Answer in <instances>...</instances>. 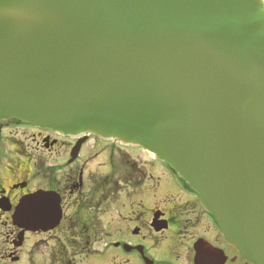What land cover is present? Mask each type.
Listing matches in <instances>:
<instances>
[{
    "label": "water",
    "instance_id": "water-1",
    "mask_svg": "<svg viewBox=\"0 0 264 264\" xmlns=\"http://www.w3.org/2000/svg\"><path fill=\"white\" fill-rule=\"evenodd\" d=\"M10 118L154 154L264 264L263 0H0ZM54 202L22 199L14 224L50 220Z\"/></svg>",
    "mask_w": 264,
    "mask_h": 264
},
{
    "label": "flooded vegetation",
    "instance_id": "flooded-vegetation-1",
    "mask_svg": "<svg viewBox=\"0 0 264 264\" xmlns=\"http://www.w3.org/2000/svg\"><path fill=\"white\" fill-rule=\"evenodd\" d=\"M78 141L0 121V264H249L165 165L93 136L73 156ZM90 141L104 145L109 173L85 170ZM126 150L147 165L127 161ZM38 151L64 158L48 164ZM41 192L53 196L58 216L30 229L13 224L19 202Z\"/></svg>",
    "mask_w": 264,
    "mask_h": 264
},
{
    "label": "rangeland",
    "instance_id": "rangeland-1",
    "mask_svg": "<svg viewBox=\"0 0 264 264\" xmlns=\"http://www.w3.org/2000/svg\"><path fill=\"white\" fill-rule=\"evenodd\" d=\"M10 141V140H9ZM112 145V144H111ZM92 146H94V149H92ZM104 145H101L100 143H94L93 141H90L85 147H84V152H90V154L87 156V165L84 167L85 170L87 171H94L95 173H100L102 172L101 174L104 175V174H107L110 172V169H108V166L104 163L105 162V155H101V150L102 149L101 147H103ZM103 150V149H102ZM124 154L127 156V157H130L129 160L127 159V161H131V162H134L135 164L138 162L140 164H143L144 166L147 165V160L145 157L141 156L139 157L136 153L130 151V150H126V151H123ZM39 154H41L42 156L45 157V159H47V163L48 164H57L59 163V161H61L63 158H64V155L63 154H59V155H56V156H52L48 153H40V151H38ZM51 157H54V158H51ZM86 159V157H85ZM133 159V160H131ZM116 161H119V157L118 155H116ZM86 164V163H85ZM84 164V165H85ZM89 165V166H88ZM119 172H120V169H118ZM155 176H158V174L156 172H152ZM107 220H109L110 218V215H107L106 216Z\"/></svg>",
    "mask_w": 264,
    "mask_h": 264
}]
</instances>
